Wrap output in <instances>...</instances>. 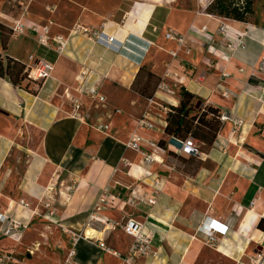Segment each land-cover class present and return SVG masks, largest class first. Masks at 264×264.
Returning a JSON list of instances; mask_svg holds the SVG:
<instances>
[{
  "label": "crops",
  "instance_id": "0c3cea01",
  "mask_svg": "<svg viewBox=\"0 0 264 264\" xmlns=\"http://www.w3.org/2000/svg\"><path fill=\"white\" fill-rule=\"evenodd\" d=\"M138 1L142 8L128 15L126 26L105 22L108 16L100 14H82L69 29L49 20L51 37L68 40L62 55L40 45L30 29L19 37L7 29L17 19L28 27L49 21L0 9L6 26L0 28V54L26 65L27 73L40 59L54 66L48 79L27 76L19 86L0 77V213L23 224L19 239L0 229V264H64L73 248L70 232L86 233L92 213L108 222L90 226L97 236L77 242L75 264H126L132 238L122 226L130 219L143 225L157 251L155 258L135 264L264 261V73L259 68L264 24L180 9L179 0ZM80 23L115 36L120 49L100 45L82 31L74 34L76 26H84ZM222 24L233 33L222 35ZM170 32L184 36V46L169 41ZM161 40L166 48L157 45ZM157 52L168 62L161 72L155 66L150 71L161 79L171 74L174 97L161 92L145 98L133 87L140 68ZM84 81L98 87L105 101L81 93ZM177 87L194 94L201 109L213 107L220 117H229L220 120L211 145L194 138L200 157L174 153L165 133L168 108L161 102L178 106ZM146 114L155 128L138 129ZM100 125L110 127L99 130ZM134 134L143 138L141 152L126 147ZM161 140L165 147L159 146ZM154 145L161 148L158 161L146 165L144 153ZM154 195L157 203L147 204ZM107 199L112 205L104 207ZM206 222L224 225L225 233L209 242L199 230Z\"/></svg>",
  "mask_w": 264,
  "mask_h": 264
},
{
  "label": "built area",
  "instance_id": "2783aa9c",
  "mask_svg": "<svg viewBox=\"0 0 264 264\" xmlns=\"http://www.w3.org/2000/svg\"><path fill=\"white\" fill-rule=\"evenodd\" d=\"M27 9L25 10V14L27 13ZM53 22L49 21L48 25L45 26H38L34 25L32 27H28L27 24H25L22 19H17L14 21L13 24L7 25L8 30L10 31L11 35L14 37H19L21 35H25L27 30L30 29L32 32L36 33L38 36L37 42L45 46L49 49H53L56 51L59 55H62L67 46H68V40L65 39L63 36H54L51 37V29ZM203 32H207V28L204 27ZM220 33L227 37L230 33H233L229 26L226 24H222L220 26ZM84 32L89 39L94 40L96 43L100 45H105L108 47H112L114 50H119L120 46L117 45V40L115 36L108 34L104 29L102 30H95L90 29L85 26H76L75 30H73L74 34H77L78 32ZM156 31V29H155ZM238 36H241L239 34H236ZM166 38L169 41L177 42L179 46H184L185 44V37L182 35H179L176 32H170L166 35ZM209 39L212 40V37L209 36ZM241 44V43H240ZM190 51L187 50V53ZM178 52L172 53L173 57H177ZM31 60H34V57H30ZM28 69V76L33 80H46L51 76V73L54 70L53 64L50 62L40 59L35 62L34 66L27 67ZM260 70L264 73V58L261 60L259 64ZM85 75V74H84ZM166 78H170L171 74L167 71L165 74ZM86 81L84 83L80 84V92L84 93L88 97L99 100L100 102H104L105 98L103 95L100 94L99 88L96 86H86ZM167 93L169 97H174L176 95V90L171 85H169L166 81H162L155 92V95ZM153 101V99H150ZM76 104V108H80V103H78L77 100L74 101ZM229 117L221 116L222 121L228 120ZM235 125H241L242 122L238 120H234ZM110 125H100L98 127L99 130H108ZM137 128L138 129H145V130H151L155 128L154 120L151 119L148 114L144 115L142 118H140L137 121ZM173 146H170L172 151L176 153L177 155H183L188 157H200L202 155L201 145L198 141H196L193 137L189 136L186 139H172ZM126 147L128 149H131L133 151L141 152V149L143 148V138L139 134H134L130 140L126 143ZM157 151H161V148L158 146H153V149L150 153H144L143 161L146 165H150L153 162L158 161V158L155 156L157 154ZM159 181L157 180L155 182V190L156 193L160 192V189H158ZM143 202L144 200H140ZM157 203V196L154 195L152 198H150L147 202V204L155 205ZM21 205L24 208H28L29 204L25 203L24 201H21ZM46 208L51 207V203L47 202L45 203ZM107 220L104 218L98 217L95 213H92L90 215L89 219V227H94V225L100 226V225H107ZM208 222V221H207ZM204 223L200 226L199 230L201 233L204 234V236L208 239L209 242L216 241V235L225 233L226 229L223 228L224 225H219V223L215 224L214 222L211 223L209 226L208 224ZM23 227V224L13 218H10L8 215L4 213H0V229L1 232L10 238L13 239H19L20 236L18 234V231ZM123 231L129 235L132 238V243L130 244L129 250L127 255L124 257V261L126 264H135L136 260L139 258H155L157 256V251L155 250L154 244H153V238L151 235H145L142 231L143 225L133 219H130L122 226ZM72 235L73 240V248L68 254L65 263L64 264H75L74 258L76 254V245L77 242L85 236V233H75L70 232ZM86 237V236H85ZM100 246L105 251H109V248L106 246V243L104 241H100ZM4 260L3 256H0V263ZM264 264V261L262 262Z\"/></svg>",
  "mask_w": 264,
  "mask_h": 264
},
{
  "label": "trees",
  "instance_id": "16d2710c",
  "mask_svg": "<svg viewBox=\"0 0 264 264\" xmlns=\"http://www.w3.org/2000/svg\"><path fill=\"white\" fill-rule=\"evenodd\" d=\"M253 0H213L207 7L206 13L219 19L230 20L241 23H251L249 17L255 16ZM258 25V22H252ZM0 28L6 26L0 23ZM8 29V28H7ZM8 37H3V44H6ZM144 72V65L140 68L134 83V89L145 98H152L155 95V88L151 90L153 80L155 86L161 83V78L149 71L146 81L138 86V79ZM26 65L18 60L0 54V77L10 80L15 86H19L27 79ZM180 100L178 106L170 104L165 133L172 139H186L191 136L206 145H211L219 132L220 120L219 111L213 107L201 109L199 100L194 94L180 87ZM165 141H159V146L165 147Z\"/></svg>",
  "mask_w": 264,
  "mask_h": 264
},
{
  "label": "rangeland",
  "instance_id": "374dc122",
  "mask_svg": "<svg viewBox=\"0 0 264 264\" xmlns=\"http://www.w3.org/2000/svg\"><path fill=\"white\" fill-rule=\"evenodd\" d=\"M212 1L213 0H179L176 5L180 9L195 10L200 13L203 9L206 11ZM253 3L255 16L249 17V20L264 24V0H253ZM141 8L142 6L138 0H0V9L2 11L8 13L15 12L16 15H20L27 9L30 15L39 22L53 20L55 23L61 24L68 29L78 23L82 14L95 16H98V14L105 15L108 16L107 19H104L105 22L110 20L117 22L119 26H126L130 18L128 15ZM80 24L91 29H100L99 27H95V25L88 26L84 23ZM149 32L151 33V26L148 28V33ZM157 45L166 48V44H164L162 40L157 43ZM156 49L162 51L158 48ZM160 54L162 53H151L149 58H147L148 60H146L144 64V72L138 79V86L146 81V75L152 67L155 66L159 69V72L162 71V68H164L168 61L167 58L163 59ZM163 80L169 85L174 86L175 82L171 78L161 79V82ZM155 82L156 80L152 81L151 90L154 88L157 90L158 85L155 86ZM177 89L180 93V87H177ZM161 103L169 110L170 104H167V102ZM192 165L194 168L198 163L194 162ZM103 205L104 207H109L112 203L107 199ZM97 216L100 217L98 214Z\"/></svg>",
  "mask_w": 264,
  "mask_h": 264
},
{
  "label": "bare ground",
  "instance_id": "6f19581e",
  "mask_svg": "<svg viewBox=\"0 0 264 264\" xmlns=\"http://www.w3.org/2000/svg\"><path fill=\"white\" fill-rule=\"evenodd\" d=\"M85 236L87 237V238H94V237H96L97 236V232H94V230H92L90 227H88V229L87 230H85Z\"/></svg>",
  "mask_w": 264,
  "mask_h": 264
},
{
  "label": "water",
  "instance_id": "95a60500",
  "mask_svg": "<svg viewBox=\"0 0 264 264\" xmlns=\"http://www.w3.org/2000/svg\"><path fill=\"white\" fill-rule=\"evenodd\" d=\"M263 249L261 248L260 251H262Z\"/></svg>",
  "mask_w": 264,
  "mask_h": 264
}]
</instances>
